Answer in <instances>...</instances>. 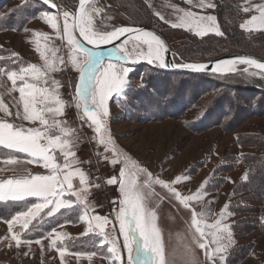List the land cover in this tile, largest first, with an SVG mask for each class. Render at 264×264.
Wrapping results in <instances>:
<instances>
[{"label":"snow or ice","instance_id":"1","mask_svg":"<svg viewBox=\"0 0 264 264\" xmlns=\"http://www.w3.org/2000/svg\"><path fill=\"white\" fill-rule=\"evenodd\" d=\"M184 2L190 6L189 9L173 4L167 5L176 14L175 22L166 20L160 12H155L154 15L173 28H184L193 31L197 36L202 37L210 32L218 36L224 35L215 16L202 15L191 10L214 8L216 5L211 0ZM43 3L56 10L54 13L48 11L41 13V19L55 31L57 38L66 41L67 58L64 55L57 56L61 51L59 47L48 48L45 45V49L42 50L39 38L44 41L50 38L47 33L36 30H33V36L37 39L31 42L36 45L35 51L43 62L42 65L30 63L25 66L20 61L18 53H11L7 58L0 56V61L7 59L9 62L0 66V74L6 75L12 84V88L8 90L9 94L13 91L19 92V100L15 103L16 112L10 111L2 100L0 112L7 117L14 115L16 119L34 125L25 127L24 124L18 125L7 119L0 120V148L9 150L6 157L0 156V161L15 165L20 161V157L13 153H22L28 157L27 164L40 165L47 170L46 174H33L24 169L22 175L0 179V202H21L30 197L37 201L6 221L11 234L7 246L12 247L11 242L14 241L15 247L19 248L24 244L28 245L30 250L33 241L21 238L23 233L30 230L29 225L37 218L54 217L61 209L70 210L75 205L81 211L80 220L88 225L81 235L88 236L90 232H94L95 237L99 238L98 245L102 248L106 246L108 254L106 258L114 264H166L162 233L157 223L158 216L154 209L148 207L153 185L167 189L185 209H189L190 202L202 200L205 184L202 183L195 194L182 196L172 185L182 182L185 177L177 176L170 182L159 177L154 178L147 168L138 165L123 153L106 127L105 118L110 114L108 102L113 95L126 96V90L129 88L127 78L132 71L131 67L125 66L128 62L135 64L140 60H146L147 63H156L161 68L183 67L197 72L206 70L208 66L201 63L168 65L165 58L168 48L159 35L141 28L109 27L106 20L111 17L105 14V7L100 6L99 0H78V7L72 9L62 7L54 0H43ZM246 3L247 6H244L242 11L244 13L254 11L257 14L244 20L239 25L240 28L249 32L264 31V3L251 4L250 0H246ZM82 40L91 47L82 43ZM115 41L120 43L115 44L107 52L101 51L102 45L114 44ZM48 52H51V56ZM238 64L260 70L259 73L254 72L251 75L264 76V62L245 56L217 61L212 70L231 73L237 71ZM68 65L78 73L75 84L69 82V87L74 88L72 101L63 99L60 89L64 85L52 76V73L63 71ZM242 71L247 73L249 68L245 67ZM67 106L75 107L81 125L93 130L95 135L92 139L98 147L103 148V152L98 151L96 155L102 156L114 166L122 165L119 177L113 176L106 180L108 185H118L120 194L118 199L111 201L116 205L113 208L115 223L108 217L89 216V212L95 210L87 199L89 189L99 185H90L89 175L80 167L82 163L90 161H81L78 158L76 149L80 137L76 134V129L61 119ZM106 153H110L111 158ZM141 176L143 179H140ZM76 179L78 186H74ZM72 197H75V200ZM228 208L229 205L225 204L211 223L207 222L209 209L205 208L199 213L191 209V225L195 229L193 243L203 250L205 264H217V260L220 264H225V254L233 246L231 225L224 222L233 215ZM110 224L111 231L106 232L105 229ZM16 225L20 226L18 231L14 230ZM117 231L123 238L122 243L118 242V237L112 235ZM44 238L49 239L50 248H57L63 264L66 250L59 247L57 242L62 245L64 239L70 238L69 234L53 229ZM3 239L7 237L0 238ZM35 243L41 245L43 252L42 241L37 239ZM122 249L127 252L126 260ZM75 255L79 258L84 254ZM96 255L97 252L94 251L87 254V258L91 261ZM185 264H195V256L191 249L186 253Z\"/></svg>","mask_w":264,"mask_h":264},{"label":"rangeland","instance_id":"2","mask_svg":"<svg viewBox=\"0 0 264 264\" xmlns=\"http://www.w3.org/2000/svg\"><path fill=\"white\" fill-rule=\"evenodd\" d=\"M123 1H126L127 5ZM130 1H133L134 5H131ZM130 1L99 0L100 6L105 7V14L111 17L106 20L108 26L145 24L144 26L166 37L178 62L204 63L231 53H244L264 60V31L249 32L239 26L251 15L257 14L254 11L249 13L242 11V8L247 6L246 0H211L216 5L214 8L203 10L191 8L202 15L215 16L220 30L224 33L223 36L228 37L235 33L241 35L247 44L245 51L232 47L231 40L228 38L224 40L223 36L211 32L202 37L197 36L193 31L184 28H173L154 15L155 12H160L166 20L175 22L176 14L167 5L173 4L189 9L190 6L184 0ZM25 2L26 0L1 1L0 20L6 13L12 12ZM54 2L69 9L75 8L76 5V0H54ZM250 2L251 4H262L264 0H250ZM36 6V14L25 17L21 15V18H15L13 27L0 30V56L7 58L11 53H18L20 61L25 66L30 63L42 65L43 62L35 51L36 45L31 42L37 39L33 36V30H36L47 33L50 38L48 41L39 38L42 50L45 49V45L48 48L59 47L61 51L57 53V56L64 55L67 58L66 41L57 38L55 31L41 19V13L45 11L54 13V11L44 5ZM220 7L226 9L222 14L224 22L222 24L218 21ZM176 32L179 33L176 34ZM129 47H131V42ZM108 50H104V52ZM48 55L51 56V52H48ZM144 61L146 60H140L138 63ZM8 63L5 59L0 61V66ZM152 65L157 64L153 63ZM125 66L132 68L130 76L134 70V64L128 62ZM10 67H16V65H10ZM236 68L237 71L228 74H236L235 77L224 75L228 78L227 82H235L236 79L238 82L248 83L254 77L264 81V76L251 75L254 72L258 73L254 70L244 73L243 65H236ZM52 76L64 85L60 89L63 99L72 101L74 88L69 87V82L75 84L78 80V73L68 65L63 68V71L52 73ZM129 76L127 79L130 83ZM166 83L168 84V82ZM17 84L19 85L20 82L18 81ZM10 86L12 84L7 76L0 74V100H3L10 111L15 113L16 107L11 103L19 100V92L13 91L9 94ZM201 92V87L198 90L195 89L194 93L198 96L194 94V102L192 101L194 104L187 103V106L184 109L182 107L176 116H166L155 121L145 119L144 113L139 110L137 105L130 110L131 115H129L128 109H123L124 106L118 103L119 100H127L126 96L113 95L108 102L110 114L105 118L106 127L110 130L117 147L138 165L147 168L154 178L159 177L170 182L177 176L185 177L182 182L172 185L182 196L195 194L201 184H205V194L202 200L190 202L189 209H185L167 189L160 185H153V194L148 198V207L154 209L158 216L157 223L162 233L166 264H185L186 253L189 249L194 253L195 264H205L206 257L203 250L193 243L192 236L195 229L191 225V209H195L197 213L205 208L209 209L210 214L207 217V222L211 223L217 218V214L225 204L229 205L228 211L233 213L224 222L231 225L234 239L233 246L225 254V264H264V226L260 223L264 221V200L257 195L249 194L252 191L242 184L247 180L244 177L248 176V170L239 158L242 155L254 156L263 153V149L255 146L264 147L260 141L256 140L258 138L264 143V107L262 110L260 108L256 114L249 113L248 108L243 106L244 110L240 112V115L238 114L237 120L232 124H230L229 115H226L227 117L220 118V121L223 122L222 126L215 125L210 129H201L199 132H195L193 128L201 122L203 109L209 102L207 99L211 98V92L209 95L205 94L200 97L202 96ZM197 97L198 99H196ZM242 101L243 105L248 101L245 94ZM0 115H2L0 119L5 116L3 112H0ZM8 118L21 124L26 123L16 119L14 115ZM61 119H66L67 123L76 129V134L80 137L77 148L78 158L81 161H90L91 157L95 161L94 163H82L83 170L89 175L90 185H99V187H92L94 190L92 204L100 208L103 217H108L115 223L113 208L116 205L111 201L118 199L120 194L118 185H108L106 180L113 176L119 177L122 165L114 166L109 161H105L102 156L96 155L98 151L103 152V148L102 146L98 147L92 139L95 135L93 130L86 125H81L75 107L67 106L65 115ZM106 155L111 158L110 153H106ZM140 179H143V176ZM261 189L264 190V186ZM236 202L239 203L238 206L235 205ZM232 208L237 213L232 212ZM1 221L7 220H0V238H5L4 230L8 228V224ZM238 222L241 224L238 225ZM235 223L240 228V232L234 231ZM111 228L112 224L108 225L105 229L106 232H110ZM116 228L118 229V224H116ZM112 235L118 237V242L122 243L123 238L118 231ZM9 241L8 239L0 240V264H62L60 260H53L52 253H47L45 245H43L42 252L41 245L30 246L29 250V247L25 246L15 247L14 241L11 242L12 247H8ZM25 253L28 254L25 255ZM104 254L107 256L106 249ZM122 254L126 260V250L122 249ZM68 259L64 260L63 264H114L113 261L108 262L107 259L105 262L94 258L90 261L87 257H82L79 260ZM217 264H220L219 260H217Z\"/></svg>","mask_w":264,"mask_h":264},{"label":"trees","instance_id":"3","mask_svg":"<svg viewBox=\"0 0 264 264\" xmlns=\"http://www.w3.org/2000/svg\"><path fill=\"white\" fill-rule=\"evenodd\" d=\"M125 3L127 5L126 1ZM130 3L134 5L133 1H130ZM36 5L43 6L34 0H26L24 4L17 6L12 12L6 13L0 20V30L13 27L15 18H21V15L25 17L36 14ZM223 8L220 7L218 11V21L221 24L224 23L222 14L226 10ZM178 33L176 32V34ZM227 38L231 40L232 47L239 48L242 51L246 50L245 47L247 44L241 35L235 33V35L228 37L223 36L224 40H227ZM235 76L236 74L228 75V77ZM129 79H131V82L129 83V88L126 90L127 100H119L118 103L124 106L123 109H128L129 115H131L130 110L137 105L139 110L144 113V118L148 121L161 120L166 116H176L182 107L184 109L187 106V103L194 102V96L197 95L194 93L195 89L202 88V96L200 97H203L205 94L209 95L211 92V98L207 99L209 102L203 109L202 117L200 118L202 120L193 128L195 132H199L201 129H210L215 125L222 126L223 122L220 121V118L223 119L228 115L230 117V124H232L237 120L240 112L244 110L243 106L248 108L249 113L254 112L256 114L260 108L262 110L264 107V81L256 77L252 78L248 83L238 82L236 79L235 82H227V76L218 78L201 74L167 73L158 65L140 62L134 64V70L130 74ZM158 91L160 93H157ZM244 94L248 99L245 105H243L242 101ZM128 99H130V102H128ZM256 140L260 141L262 146L264 145L258 138ZM255 147L263 149V153L254 156L242 155L239 157L241 163H244L248 170L247 180L242 184L252 191L249 194L257 195L260 199L264 200V190L261 189L264 186V147L262 148L258 145ZM4 153L5 150L0 148V154ZM32 203L33 201L31 200L18 203L0 202V220H9L16 213L26 210ZM238 204V202L235 203L237 206ZM231 211L237 213L233 208ZM72 220L74 222L76 218ZM66 221L68 220L65 213L61 212L56 216L51 229L64 224ZM260 223L264 226V221ZM239 224L241 223L238 222ZM237 228V223H235L234 231L240 232V228L238 230ZM95 239L94 236H88L84 239L72 240L66 244H59L58 246L68 248L72 252L91 253L98 250L97 244L94 243ZM103 249L105 250L106 246Z\"/></svg>","mask_w":264,"mask_h":264},{"label":"crops","instance_id":"4","mask_svg":"<svg viewBox=\"0 0 264 264\" xmlns=\"http://www.w3.org/2000/svg\"><path fill=\"white\" fill-rule=\"evenodd\" d=\"M146 62V61H144ZM12 88V86H10ZM3 101V100H2ZM15 103H11L12 105H14L15 107ZM6 104V103H5ZM16 108H15V112H16ZM2 116V115H0ZM3 119H7L9 122H14L15 124H21L17 121L11 120V118H8L7 116L2 117L0 120ZM66 120V119H65ZM24 124L25 127H30V126H34V125H30L28 122L26 123H22ZM74 128V127H73ZM79 147V144L77 145V148ZM5 150V149H3ZM9 150H5L4 154H0V156H4L6 157L8 154ZM76 151L78 152V150L76 149ZM13 155H16L18 157H20V161L15 164H6L3 161H0V169H2V171H0V179H7L13 176H18V175H22L24 174L23 170L27 169L29 170L31 173L36 174H46L47 170L44 169L43 167H41L40 165H36V164H27L26 160L28 159V157L26 156V154H22V153H13ZM80 167L83 169L82 164L80 165ZM90 184V183H89ZM74 186H78V179L74 180ZM94 194V190L92 189V187L89 189V195L87 197V199L91 202H93L92 199V195ZM73 200H75V197H72ZM33 201V203L37 202L35 198H27L26 201ZM26 201H21V202H26ZM8 202H12V201H8ZM91 202V204H92ZM4 203V202H1ZM18 203V202H15ZM92 206L94 207V212L90 211L89 212V216H93V215H99L101 217L102 214L100 212V208L96 207L95 205L92 204ZM61 212L65 213V216L67 217V220L64 224L59 225L57 227H54L53 229H55L57 232H65L69 234L70 238H66L63 241V244H66L67 242H70L72 240H76V239H84L88 236H94V232H90L88 236H82L81 234L85 232L86 228L88 227V225L84 222L80 220V215H81V211L80 209L76 208L75 205L73 207V209L70 210H65V209H61ZM60 212V213H61ZM60 213L56 214L54 217H47V216H43L42 218H37V220H34L32 224L29 225V231H26L25 233L22 234L21 238L23 239H27V240H31L33 241V243H31L30 246L36 245L35 240L40 239L42 241V244L45 245L47 253H52L53 260H60L61 258L59 256V252L57 250V248H50L49 247V239H45L44 237H46L48 235V233H50L53 229L52 228V224L56 218V216H58ZM73 218H76V221L73 222ZM3 223H6V221H1ZM62 226V227H61ZM92 226L94 228L95 226V221H92ZM20 228L19 225H16L15 229L16 231H18ZM94 231H98V229H94ZM5 233V237H7L8 240H10V233H9V229L6 228V230H4ZM96 239L94 240L97 244L98 250L97 255L94 256L93 258L99 261H106L105 259H107L104 254V249L102 247H100L98 245V237H95ZM58 245L60 244V242H57ZM38 245V244H37ZM21 246H25V247H29L28 245H24L22 244ZM66 252H65V256L63 258L64 260H69L68 258H73V259H77L79 260L82 257H87V254L89 253H82L84 255H81L79 258L75 255L78 252H72L70 251L68 248L63 247ZM101 253H103V255H101ZM108 255V254H107ZM108 262L110 261L109 259H107ZM77 262V261H74ZM78 263V262H77Z\"/></svg>","mask_w":264,"mask_h":264},{"label":"water","instance_id":"5","mask_svg":"<svg viewBox=\"0 0 264 264\" xmlns=\"http://www.w3.org/2000/svg\"><path fill=\"white\" fill-rule=\"evenodd\" d=\"M34 1H36V2H38V3H40V4H43V5L46 6L48 9H50V10H52V11H54V12L56 11L55 9H51V8L49 7V5L44 4V3H43V0H34ZM76 7H78V0H76L75 8H76ZM121 26H128V27H134V28H141V29H144V30L152 31V32H154L155 34L159 35V36L165 41L166 46H167V48H168V52L165 54L166 62H167L168 65H172V64H176V65L192 64V63L178 62V61H177V59L175 58V56H174V54H173V52H172V50H171V48H170V46H169V44H168V42H167L166 37H165L163 34L157 32V31H155V30H153V29H151V28H149V27H146V26H144V25H139V24H135V25H134V24H133V25H131V24H125V25H121ZM117 27H120V26H117ZM82 43H84V44H85L86 46H88V47H91L90 45H87V42H86V41H83V40H82ZM119 43H120V41H115L114 44L102 45V46H101V51H104V50L110 49V48L114 47L115 44H119ZM241 56L252 57V58H255V59L258 60V61L264 62V60L259 59V58L255 57V56H252V55H248V54H244V53H231V54H227V55H224V56L218 57V58H216V59H214V60H212V61H208V62L201 63V64H205V65H207L208 67H207L206 70H204V71H200V72L193 71V70L188 69V68H183V67H171V66H169V67H164V68H162V69H163L165 72H167V73H190V74H201V75H207V76H215V77H218V76L228 75V74H231V73H228V72H223V73H222V72H219V71H213L212 69H213L214 66H215V62H217V61H224V60H232V59H234V58H236V57H241ZM238 65H239V64H238ZM243 66H244V68H245V67H248L249 70H254V71L258 72V73L260 72V70L255 69L254 67H250V66H246V65H243Z\"/></svg>","mask_w":264,"mask_h":264},{"label":"built area","instance_id":"6","mask_svg":"<svg viewBox=\"0 0 264 264\" xmlns=\"http://www.w3.org/2000/svg\"><path fill=\"white\" fill-rule=\"evenodd\" d=\"M90 162H92V163H94L95 161H94V159H91V157H90ZM106 209H108V207L106 206Z\"/></svg>","mask_w":264,"mask_h":264}]
</instances>
